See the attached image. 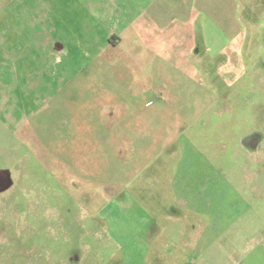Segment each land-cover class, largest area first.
I'll return each instance as SVG.
<instances>
[{
    "label": "rangeland",
    "instance_id": "1",
    "mask_svg": "<svg viewBox=\"0 0 264 264\" xmlns=\"http://www.w3.org/2000/svg\"><path fill=\"white\" fill-rule=\"evenodd\" d=\"M248 1L245 72L203 88L168 68L165 110L130 121L118 98L145 75L96 56L94 0H0V264H203L197 230L264 224V0Z\"/></svg>",
    "mask_w": 264,
    "mask_h": 264
},
{
    "label": "crops",
    "instance_id": "2",
    "mask_svg": "<svg viewBox=\"0 0 264 264\" xmlns=\"http://www.w3.org/2000/svg\"><path fill=\"white\" fill-rule=\"evenodd\" d=\"M93 5L101 34L96 56L122 51L129 59L125 69L145 75L137 87L129 84L134 92L129 90L118 98L120 106L138 109L126 114V120L148 115L151 107L159 114L165 110L168 68L181 77L194 78L203 88L205 82L215 83V74L226 78L246 70L245 45L251 24L247 9L252 8L248 0H94ZM52 43L57 50L66 49L61 40ZM150 74L154 78L147 82ZM236 222L230 221L221 230L214 225L197 230L190 244L191 261L264 264V224L236 231ZM220 231L229 236L228 243L215 244ZM221 249L228 252L227 260L220 258Z\"/></svg>",
    "mask_w": 264,
    "mask_h": 264
},
{
    "label": "clouds",
    "instance_id": "3",
    "mask_svg": "<svg viewBox=\"0 0 264 264\" xmlns=\"http://www.w3.org/2000/svg\"><path fill=\"white\" fill-rule=\"evenodd\" d=\"M94 15H97V16H98L99 14H98V13H94ZM60 59H61V58H60L59 56H56V58H55V60H56L57 63L60 62Z\"/></svg>",
    "mask_w": 264,
    "mask_h": 264
}]
</instances>
